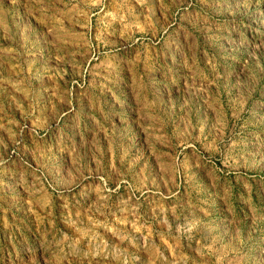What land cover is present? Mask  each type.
I'll return each mask as SVG.
<instances>
[{
	"label": "rangeland",
	"instance_id": "1",
	"mask_svg": "<svg viewBox=\"0 0 264 264\" xmlns=\"http://www.w3.org/2000/svg\"><path fill=\"white\" fill-rule=\"evenodd\" d=\"M0 264H264V0H0Z\"/></svg>",
	"mask_w": 264,
	"mask_h": 264
}]
</instances>
